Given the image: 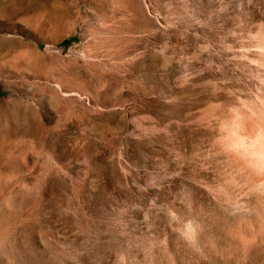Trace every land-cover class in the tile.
<instances>
[{
  "label": "rangeland",
  "instance_id": "obj_1",
  "mask_svg": "<svg viewBox=\"0 0 264 264\" xmlns=\"http://www.w3.org/2000/svg\"><path fill=\"white\" fill-rule=\"evenodd\" d=\"M260 127L264 0H0V264H264Z\"/></svg>",
  "mask_w": 264,
  "mask_h": 264
},
{
  "label": "clouds",
  "instance_id": "obj_2",
  "mask_svg": "<svg viewBox=\"0 0 264 264\" xmlns=\"http://www.w3.org/2000/svg\"><path fill=\"white\" fill-rule=\"evenodd\" d=\"M241 139H247L246 137H241ZM251 161L248 166L252 168L257 175L264 176V127H260L255 135L252 143V151L250 153ZM260 188H264V182L259 185ZM175 218L176 213H171ZM179 235L188 242L194 240L195 228L191 221L184 222L183 226L177 229Z\"/></svg>",
  "mask_w": 264,
  "mask_h": 264
},
{
  "label": "bare ground",
  "instance_id": "obj_3",
  "mask_svg": "<svg viewBox=\"0 0 264 264\" xmlns=\"http://www.w3.org/2000/svg\"><path fill=\"white\" fill-rule=\"evenodd\" d=\"M117 38H118V37L115 38V42H117V40H118ZM112 42H113V41H112ZM118 43H119V42H118ZM34 260H35V259H34ZM41 260H42V259H41ZM47 263H48V262H47ZM48 264H49V263H48Z\"/></svg>",
  "mask_w": 264,
  "mask_h": 264
}]
</instances>
